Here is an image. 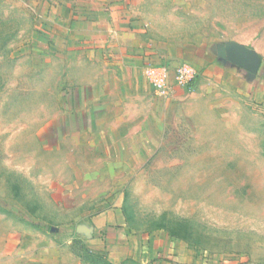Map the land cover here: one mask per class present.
Returning <instances> with one entry per match:
<instances>
[{"label": "rangeland", "instance_id": "rangeland-1", "mask_svg": "<svg viewBox=\"0 0 264 264\" xmlns=\"http://www.w3.org/2000/svg\"><path fill=\"white\" fill-rule=\"evenodd\" d=\"M139 7L162 64L190 63L196 78L167 96L146 82L116 97L95 133H73L79 103L68 100L82 87L53 59L13 55L21 39L6 35L22 8L0 1V207L76 237V225L115 210L140 239L166 233L209 264H264V0ZM228 41L257 53L255 75L226 59ZM127 255L121 264H140L139 250Z\"/></svg>", "mask_w": 264, "mask_h": 264}, {"label": "crops", "instance_id": "crops-1", "mask_svg": "<svg viewBox=\"0 0 264 264\" xmlns=\"http://www.w3.org/2000/svg\"><path fill=\"white\" fill-rule=\"evenodd\" d=\"M0 1L22 8L21 29L14 26L6 35L21 39L13 55L53 59L59 68L71 70V86L82 87L68 100L72 105L79 103L71 113L73 133H95L99 127L93 124L95 119L110 115L116 97L145 87L144 67L164 63L146 40L139 7L142 0ZM219 66L212 68L219 71ZM173 91L179 93V87L174 86ZM62 99L61 92L58 101ZM87 103L92 106L80 107ZM116 219L115 210H106L92 218L95 226H75L80 237L69 236L67 226H50L54 234L48 235L37 223H16L13 210L0 207V264H91L73 251L76 241L92 253L104 254L112 264L122 263L132 250H139L140 264H209L206 255L177 238L150 232L140 239L128 232L124 221L117 223Z\"/></svg>", "mask_w": 264, "mask_h": 264}, {"label": "built area", "instance_id": "built-area-1", "mask_svg": "<svg viewBox=\"0 0 264 264\" xmlns=\"http://www.w3.org/2000/svg\"><path fill=\"white\" fill-rule=\"evenodd\" d=\"M144 77L155 95L167 96L174 86L185 87L197 76V69L190 63L177 65L170 77V69L165 64H148L143 70Z\"/></svg>", "mask_w": 264, "mask_h": 264}, {"label": "water", "instance_id": "water-1", "mask_svg": "<svg viewBox=\"0 0 264 264\" xmlns=\"http://www.w3.org/2000/svg\"><path fill=\"white\" fill-rule=\"evenodd\" d=\"M223 49L226 59L233 65L246 70L252 76L258 71L260 57L253 49L233 41L225 42Z\"/></svg>", "mask_w": 264, "mask_h": 264}, {"label": "trees", "instance_id": "trees-1", "mask_svg": "<svg viewBox=\"0 0 264 264\" xmlns=\"http://www.w3.org/2000/svg\"><path fill=\"white\" fill-rule=\"evenodd\" d=\"M73 251L82 259L88 261L91 264H112L106 259V256L104 254L92 253L84 246V244H82L81 241H76L74 243Z\"/></svg>", "mask_w": 264, "mask_h": 264}]
</instances>
